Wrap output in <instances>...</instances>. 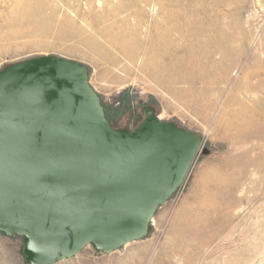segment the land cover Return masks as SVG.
Listing matches in <instances>:
<instances>
[{"label":"rangeland","instance_id":"obj_1","mask_svg":"<svg viewBox=\"0 0 264 264\" xmlns=\"http://www.w3.org/2000/svg\"><path fill=\"white\" fill-rule=\"evenodd\" d=\"M41 55L86 66L114 128L149 106L202 138L144 238L55 264H264V0H0V70ZM22 250L0 233V264Z\"/></svg>","mask_w":264,"mask_h":264},{"label":"water","instance_id":"obj_2","mask_svg":"<svg viewBox=\"0 0 264 264\" xmlns=\"http://www.w3.org/2000/svg\"><path fill=\"white\" fill-rule=\"evenodd\" d=\"M112 127L88 68L41 55L0 70V233L27 264H55L91 245L111 253L144 238L183 183L202 138L141 109Z\"/></svg>","mask_w":264,"mask_h":264},{"label":"trees","instance_id":"obj_3","mask_svg":"<svg viewBox=\"0 0 264 264\" xmlns=\"http://www.w3.org/2000/svg\"><path fill=\"white\" fill-rule=\"evenodd\" d=\"M104 109V108H103ZM105 112V111H104ZM105 116H106V114H105ZM106 118H107V116H106ZM108 120V119H107ZM113 127V126H112Z\"/></svg>","mask_w":264,"mask_h":264},{"label":"flooded vegetation","instance_id":"obj_4","mask_svg":"<svg viewBox=\"0 0 264 264\" xmlns=\"http://www.w3.org/2000/svg\"><path fill=\"white\" fill-rule=\"evenodd\" d=\"M131 125L133 126V123Z\"/></svg>","mask_w":264,"mask_h":264},{"label":"bare ground","instance_id":"obj_5","mask_svg":"<svg viewBox=\"0 0 264 264\" xmlns=\"http://www.w3.org/2000/svg\"><path fill=\"white\" fill-rule=\"evenodd\" d=\"M3 262V260H1Z\"/></svg>","mask_w":264,"mask_h":264}]
</instances>
